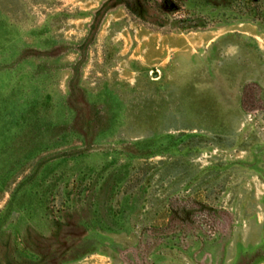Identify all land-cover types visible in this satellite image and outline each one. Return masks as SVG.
<instances>
[{
	"label": "rangeland",
	"instance_id": "374dc122",
	"mask_svg": "<svg viewBox=\"0 0 264 264\" xmlns=\"http://www.w3.org/2000/svg\"><path fill=\"white\" fill-rule=\"evenodd\" d=\"M107 1L0 0V215L36 167L84 147L74 86L109 126L56 169L52 216L35 201L7 221L44 264H264V0L109 8L83 56ZM35 120L73 132L28 156Z\"/></svg>",
	"mask_w": 264,
	"mask_h": 264
},
{
	"label": "trees",
	"instance_id": "16d2710c",
	"mask_svg": "<svg viewBox=\"0 0 264 264\" xmlns=\"http://www.w3.org/2000/svg\"><path fill=\"white\" fill-rule=\"evenodd\" d=\"M140 2L145 8L144 13L155 14L160 8V3L153 5L150 0H109L107 1L99 11H97L93 23L91 24L90 34L85 40L83 56H85L87 48L90 46L94 39L101 20L109 8L116 6H124L132 13L136 10H140L138 5ZM110 6V7H109ZM86 50V51H85ZM31 52V53H30ZM29 54H35L34 50H26L23 52V57L28 58ZM40 54V53H39ZM42 54V53H41ZM75 72L78 73V69L75 68ZM71 97L69 105L76 112V119L74 123V129L84 137V147L74 148L69 151L60 153L58 157V163L55 161H47L36 167L30 175L27 176L22 182L18 184L15 190L12 191L8 202L7 209L0 215V264H44L47 263L48 255L44 254V250L40 249L37 245L31 246L23 237L16 235V232L7 226V221L11 217L13 211H19L23 208H34L35 201H38L41 209H45L49 215L52 216V211L49 208L48 202L52 197H56L59 177L56 174V169L62 166L64 163L77 160L88 155L93 146V142L96 137L104 132L108 128L110 115L108 111H101L95 106H89V103H83V106L78 105L72 98L76 91V87L71 89ZM71 125V126H72ZM69 125H47L44 126L35 120L31 125L19 136L20 144L23 149H26L28 156H32L36 152L42 150L49 143H45L40 137L41 135H48L51 138H57V135L73 132L72 127ZM9 228V229H8ZM66 227L61 228V233ZM21 246V247H20Z\"/></svg>",
	"mask_w": 264,
	"mask_h": 264
},
{
	"label": "flooded vegetation",
	"instance_id": "af4514ba",
	"mask_svg": "<svg viewBox=\"0 0 264 264\" xmlns=\"http://www.w3.org/2000/svg\"><path fill=\"white\" fill-rule=\"evenodd\" d=\"M186 1V0H185ZM200 1V4L207 3V4H213V6H219V7H228V8H235L236 5H238L240 8L244 10H251L252 3L253 4H259L258 1L261 0H198ZM138 5L140 7V11L144 12L145 8L143 5L138 2ZM172 7L175 6V3H171Z\"/></svg>",
	"mask_w": 264,
	"mask_h": 264
}]
</instances>
